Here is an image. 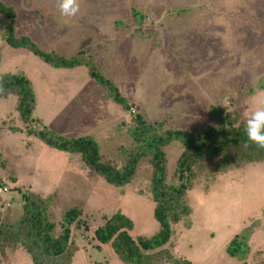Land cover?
Wrapping results in <instances>:
<instances>
[{"label": "rangeland", "instance_id": "rangeland-1", "mask_svg": "<svg viewBox=\"0 0 264 264\" xmlns=\"http://www.w3.org/2000/svg\"><path fill=\"white\" fill-rule=\"evenodd\" d=\"M0 1L17 13L16 35L25 33L42 50L65 57L82 53L130 105L116 103L87 66L56 68L0 37V75L22 69L33 84L37 100L29 126H48L67 137L90 135L103 159L119 168L135 144L130 130L136 113L161 131L201 130L216 123L217 114L246 125L264 107V0H79L72 18L60 15L57 0ZM4 26L0 14V35ZM17 100L15 94L0 98V219L6 223L23 214L24 194L49 198L58 225L77 206L82 215L72 225L78 248L72 264H126L95 231L118 211L133 220L134 238L160 229L150 157L140 160L130 183L112 185L91 172L80 154L27 134ZM164 151L167 182L178 184L184 146L173 142ZM195 170L185 196L191 213L172 225L165 248L191 264H264V160L226 170L206 161ZM244 230L250 231V252L231 257L227 246ZM1 259L33 264L21 246L7 248ZM162 263L173 264L166 257Z\"/></svg>", "mask_w": 264, "mask_h": 264}, {"label": "trees", "instance_id": "trees-1", "mask_svg": "<svg viewBox=\"0 0 264 264\" xmlns=\"http://www.w3.org/2000/svg\"><path fill=\"white\" fill-rule=\"evenodd\" d=\"M0 14L5 26L1 37L14 48H24L46 63L56 68H76L87 66L91 77L110 92L113 100L126 109L130 105L119 87L108 79L91 59L82 53L65 57L53 51L42 50L30 37L16 35L17 13L12 6L0 1ZM15 94L18 98L17 110L25 123L27 134L36 135L46 145L60 151L80 154L91 172L103 176L115 186L130 183L136 174L140 160L150 157L153 166L151 194L155 202L154 217L160 229L151 236L134 238L130 233L133 220L121 211L107 218L106 223L95 231L101 244H111L115 253L126 264H163L166 257L173 264H191L187 259L176 257L165 246L173 235L172 225L191 213L186 202V193L191 188V180L196 166L209 161L226 170L231 164L264 160V149L249 143L245 147L244 124L230 122L216 113V123L204 129L189 128L160 130L156 122H150L142 114L134 116L135 126L130 130L134 145L122 167L105 161L99 143L90 135L67 137L51 130L48 126L35 129L30 127L36 108V94L33 84L23 71L0 75V98ZM161 125V124H160ZM20 132L23 129L14 127ZM180 142L184 151L178 159L176 175L179 183L167 182L166 153L164 147ZM23 214L15 221L2 222L0 219V264L5 250L23 247L32 257L33 264H72L78 250L71 240L72 225L80 221L82 210L73 206L67 209L60 225L52 219L51 200L37 194H24ZM58 226L60 231L58 232ZM249 230L236 234L227 246V253L234 258H244L250 252Z\"/></svg>", "mask_w": 264, "mask_h": 264}, {"label": "clouds", "instance_id": "clouds-1", "mask_svg": "<svg viewBox=\"0 0 264 264\" xmlns=\"http://www.w3.org/2000/svg\"><path fill=\"white\" fill-rule=\"evenodd\" d=\"M57 9L62 17H75L80 11L79 0H57ZM245 147L249 143L264 149V107L257 108L246 120Z\"/></svg>", "mask_w": 264, "mask_h": 264}, {"label": "crops", "instance_id": "crops-1", "mask_svg": "<svg viewBox=\"0 0 264 264\" xmlns=\"http://www.w3.org/2000/svg\"><path fill=\"white\" fill-rule=\"evenodd\" d=\"M17 19V18H16ZM15 27H16V25H15ZM18 36H28V37H30L29 35H25V33H23L22 35H18ZM0 37H1V35H0ZM2 38V37H1ZM4 40V39H3ZM6 45H9L7 42L5 43ZM10 46V45H9ZM5 47L6 46H4V50H5ZM11 47V46H10ZM12 48H14V47H12ZM15 49V51H23V53H27L26 51H28L27 49H24V48H14ZM82 51V50H81ZM28 52H30V51H28ZM14 53H16V52H14ZM30 53H32V52H30ZM35 55V54H34ZM20 66V65H19ZM18 71H23L24 73H25V71L24 70H18ZM18 71H15V72H18ZM25 75H26V73H25ZM66 170H68L67 169V167L65 168Z\"/></svg>", "mask_w": 264, "mask_h": 264}, {"label": "built area", "instance_id": "built-area-1", "mask_svg": "<svg viewBox=\"0 0 264 264\" xmlns=\"http://www.w3.org/2000/svg\"><path fill=\"white\" fill-rule=\"evenodd\" d=\"M6 190H8L7 188H5ZM3 191V190H2Z\"/></svg>", "mask_w": 264, "mask_h": 264}]
</instances>
